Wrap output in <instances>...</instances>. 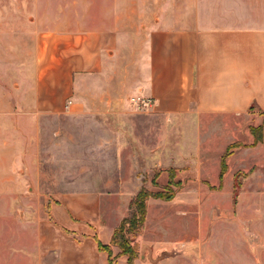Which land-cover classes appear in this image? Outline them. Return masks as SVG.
<instances>
[{"label":"crops","instance_id":"0c3cea01","mask_svg":"<svg viewBox=\"0 0 264 264\" xmlns=\"http://www.w3.org/2000/svg\"><path fill=\"white\" fill-rule=\"evenodd\" d=\"M122 2L113 0V14L90 30L40 33L26 73L18 74L19 104L37 114L78 118L93 110L116 112L130 95L142 94L156 101L158 113L171 117L221 127L250 117L254 126L263 125L262 140L251 149L264 161V0ZM14 130L18 134V127ZM258 193L251 197L254 204L264 199ZM192 216L197 233L172 246L140 234L134 264H264V215ZM54 217L36 230L32 219L0 215V264H109L99 241L109 244L115 227L106 243L99 215ZM92 223L97 236L90 235ZM112 264L129 262L123 255Z\"/></svg>","mask_w":264,"mask_h":264},{"label":"rangeland","instance_id":"374dc122","mask_svg":"<svg viewBox=\"0 0 264 264\" xmlns=\"http://www.w3.org/2000/svg\"><path fill=\"white\" fill-rule=\"evenodd\" d=\"M112 8L113 0L110 7L108 0H0V215L32 219L36 230L56 215H99L104 241L130 214V202L143 186L175 189L172 184L179 182L172 200L149 199L145 238L177 244L197 233L192 215H264V199L251 201L257 191L264 197V187H256L264 183V161L251 149L249 134L255 119L244 116L221 127L156 108L137 111L128 99L116 112L93 110L78 118L37 114L19 104L18 74L27 71L35 38L50 30H90ZM236 141L247 146L226 157L221 177L226 149ZM244 222L249 234L250 223ZM89 228L96 234L93 223ZM66 233L73 235L71 229ZM9 241L10 235L4 237ZM137 241L140 246V235ZM119 251L114 246L113 255Z\"/></svg>","mask_w":264,"mask_h":264},{"label":"trees","instance_id":"16d2710c","mask_svg":"<svg viewBox=\"0 0 264 264\" xmlns=\"http://www.w3.org/2000/svg\"><path fill=\"white\" fill-rule=\"evenodd\" d=\"M250 131L254 136V142L251 144L252 146L262 140L263 125L251 126ZM242 146L246 147L247 144L243 145L240 141H236L227 147L222 161L221 177H223L226 170V157L229 156L233 150ZM171 182H173L172 179ZM172 185H175L177 188L174 189L171 185L158 189H150L143 186L136 193L130 202V214L125 216L115 228L111 242L109 244H103L99 241V249L108 253L109 264L113 263L115 257L123 255L127 256L129 264H134V261L140 255V246L137 237L141 234L146 224L149 199L157 198L166 201L172 200L176 193L181 189L180 182ZM113 246H117L120 250L116 256L113 255Z\"/></svg>","mask_w":264,"mask_h":264},{"label":"built area","instance_id":"2783aa9c","mask_svg":"<svg viewBox=\"0 0 264 264\" xmlns=\"http://www.w3.org/2000/svg\"><path fill=\"white\" fill-rule=\"evenodd\" d=\"M128 104L137 111H149L155 109L156 101L142 94H133L128 98Z\"/></svg>","mask_w":264,"mask_h":264}]
</instances>
